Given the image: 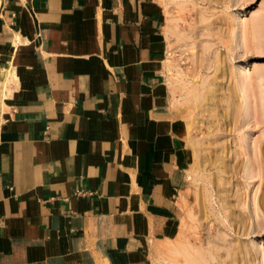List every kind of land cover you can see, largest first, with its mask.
Instances as JSON below:
<instances>
[{"label": "crops", "instance_id": "crops-1", "mask_svg": "<svg viewBox=\"0 0 264 264\" xmlns=\"http://www.w3.org/2000/svg\"><path fill=\"white\" fill-rule=\"evenodd\" d=\"M3 2L0 264H150L187 179L162 12Z\"/></svg>", "mask_w": 264, "mask_h": 264}, {"label": "rangeland", "instance_id": "rangeland-1", "mask_svg": "<svg viewBox=\"0 0 264 264\" xmlns=\"http://www.w3.org/2000/svg\"><path fill=\"white\" fill-rule=\"evenodd\" d=\"M152 1L187 179L150 264H264V0Z\"/></svg>", "mask_w": 264, "mask_h": 264}, {"label": "bare ground", "instance_id": "bare-ground-1", "mask_svg": "<svg viewBox=\"0 0 264 264\" xmlns=\"http://www.w3.org/2000/svg\"><path fill=\"white\" fill-rule=\"evenodd\" d=\"M2 3H4L3 0H0V5H1ZM0 7H1V6H0ZM238 20H239V19H238ZM242 22H243V21H242ZM237 23H238V22H237ZM239 31H240V30H239ZM239 35H240V34H239ZM238 46H239V45H238ZM238 48H239V47H238ZM240 69H241V68H240ZM246 106H248V105H246ZM246 109H249V108H246ZM247 112H248V111H247ZM245 113H246V112H245ZM249 114H250V113H249ZM244 115H246V114H244ZM173 264H185V263H182V262H181V263H177V262H176V263H173Z\"/></svg>", "mask_w": 264, "mask_h": 264}]
</instances>
